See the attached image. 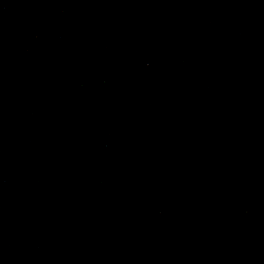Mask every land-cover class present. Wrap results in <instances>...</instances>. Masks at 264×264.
I'll return each mask as SVG.
<instances>
[{"label":"water","instance_id":"obj_1","mask_svg":"<svg viewBox=\"0 0 264 264\" xmlns=\"http://www.w3.org/2000/svg\"><path fill=\"white\" fill-rule=\"evenodd\" d=\"M0 264H264V0H0Z\"/></svg>","mask_w":264,"mask_h":264}]
</instances>
